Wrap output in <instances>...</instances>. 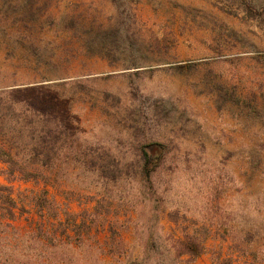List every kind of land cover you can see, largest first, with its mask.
Returning <instances> with one entry per match:
<instances>
[{"label":"rangeland","instance_id":"1","mask_svg":"<svg viewBox=\"0 0 264 264\" xmlns=\"http://www.w3.org/2000/svg\"><path fill=\"white\" fill-rule=\"evenodd\" d=\"M6 1L0 90L50 87L66 137L46 186L0 177V264H264V0H34L35 21Z\"/></svg>","mask_w":264,"mask_h":264},{"label":"trees","instance_id":"2","mask_svg":"<svg viewBox=\"0 0 264 264\" xmlns=\"http://www.w3.org/2000/svg\"><path fill=\"white\" fill-rule=\"evenodd\" d=\"M5 3L8 4L5 9L14 14L21 13L18 16L21 20L28 17L35 21L37 16L46 10L45 5L34 9V0H7ZM64 21L72 25L62 17L60 23ZM24 39L25 37H18L15 41L12 40L24 45ZM121 40L122 38L113 33L93 34L88 44L116 46ZM50 94V87L43 86L0 90V165H2L0 177L8 182L20 180L37 183L42 181L45 186L50 182L48 174L53 163L59 162L57 159L60 158L64 146L61 139L66 137L63 123L59 121L60 119L53 118L52 114L47 111L50 106ZM220 98L232 104L240 103L233 93L225 90L220 94ZM244 106L249 109L251 116L259 117V112L249 103L245 102ZM55 122L56 125L53 127ZM156 147H164V145L150 144L148 147L141 145L137 148L140 162L138 172L146 177L155 173L159 168L157 165L149 171L152 156L158 151ZM13 192V186L0 185V227L9 228L17 219ZM257 231L262 233L261 229ZM244 234L246 236L256 235V231L248 228L244 230ZM178 245L183 250L182 255L198 257L203 251V245L194 237H189L186 242H179ZM147 247L148 251L153 252L155 245L150 241Z\"/></svg>","mask_w":264,"mask_h":264}]
</instances>
